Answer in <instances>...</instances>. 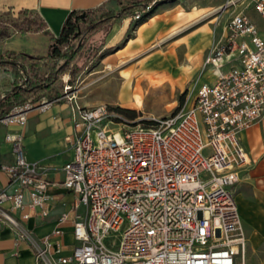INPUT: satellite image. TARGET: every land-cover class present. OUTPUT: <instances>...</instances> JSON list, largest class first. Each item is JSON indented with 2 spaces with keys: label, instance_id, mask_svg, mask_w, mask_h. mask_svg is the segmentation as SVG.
Returning <instances> with one entry per match:
<instances>
[{
  "label": "built area",
  "instance_id": "obj_1",
  "mask_svg": "<svg viewBox=\"0 0 264 264\" xmlns=\"http://www.w3.org/2000/svg\"><path fill=\"white\" fill-rule=\"evenodd\" d=\"M252 4L264 20V0ZM142 18L143 11L131 14L134 22ZM226 29L202 64L214 79L194 89L186 108L147 126L109 127L108 106L79 105L70 85L0 117L23 127L29 110L72 101L75 132L62 185L84 211L74 215L67 253L61 230L37 237L26 228L31 216L48 214V172L27 158L21 131L5 136L14 161L0 164L7 179L0 184V230L9 227L27 243L34 264H244L234 185L251 162L240 134L264 115V37L244 10L232 12Z\"/></svg>",
  "mask_w": 264,
  "mask_h": 264
},
{
  "label": "crops",
  "instance_id": "obj_2",
  "mask_svg": "<svg viewBox=\"0 0 264 264\" xmlns=\"http://www.w3.org/2000/svg\"><path fill=\"white\" fill-rule=\"evenodd\" d=\"M122 1L0 0V12L10 11L24 17L33 16L41 25L39 30L33 28L24 32L16 30L14 34L1 37L0 55L6 57L11 53L15 56V60L26 68L39 70L44 64L53 62L47 57L51 38L59 35L70 12L99 7L118 10ZM244 1L238 6H242ZM251 4L252 0H249L239 9L236 6L233 12L244 10L264 37V20L258 16ZM223 7L224 11L217 15L220 18V24L214 28V31L209 24H202L188 30L201 26L190 37L179 39L188 31L175 36L184 27ZM214 19L216 20V17ZM226 26L227 0L169 1L154 7L150 14L143 16L140 21H132L130 15L114 20L102 47L103 50L111 49L107 50L108 54L104 60L110 58L112 61L114 58H119L122 59L121 62L131 61L148 49H157L152 60L148 59V55L139 57L136 65H131L122 71L120 78L123 79L122 85L126 82L124 89L127 95L133 89L130 77L136 76L135 83L138 84L141 80L153 77L154 69H163L167 77H172L174 81L181 84L193 79L194 89H196L200 84L214 79L211 68L202 72V64L214 40H222L225 37ZM159 49L168 50L162 56ZM175 65L180 66L176 76ZM185 65H189L190 69H185ZM196 66L197 69H195ZM135 67H139V70H135ZM207 72L209 74L204 77ZM155 78L153 82L164 79L162 76ZM13 80L12 71L0 65V96L11 89ZM131 97L130 99L134 100V93ZM76 102L83 107L98 105L92 100L79 101L76 98ZM71 106L72 101L63 100L53 103L44 111L31 109L28 111L27 121L23 127L5 125L0 122V164H11L14 161L11 146L5 141V136L21 131L27 158L39 161L48 172L50 181L46 203L48 214L44 218L36 214L31 216L25 223L26 228L37 237L49 235L56 229L61 230L66 246L65 253L74 243L72 236L74 215L82 214L84 211L81 205L74 208V195L62 185L61 167L71 157L70 138L75 132ZM240 139L251 162L239 171L234 191L247 241L246 248L251 251H261L259 264H264V115L243 131ZM6 182L5 174L0 171V184L4 185ZM65 213L68 215L67 219L59 222L60 216ZM0 264H34V255L30 246L23 241H16L15 232L9 227L0 230Z\"/></svg>",
  "mask_w": 264,
  "mask_h": 264
},
{
  "label": "rangeland",
  "instance_id": "obj_3",
  "mask_svg": "<svg viewBox=\"0 0 264 264\" xmlns=\"http://www.w3.org/2000/svg\"><path fill=\"white\" fill-rule=\"evenodd\" d=\"M131 1L136 0H123L120 2L119 9ZM242 1L243 0H227V24L231 19L233 9L241 4ZM248 1L249 0H245L242 6L247 4ZM242 6H238L237 9ZM223 9L224 7L215 13L201 17L198 21L181 29L175 36L185 33L189 29L202 24H209L214 31V28L220 24V18L217 15L223 12ZM214 17H216V20ZM29 20L36 21L33 16L24 17L16 15L14 12L10 11L0 12V38L9 34H14L19 28L26 29V27L29 26L27 23ZM96 20V17H90L87 19L86 25H94ZM37 25L40 24L37 23ZM110 28L111 25H100L87 35L82 49L69 64L66 72L61 75L51 90L46 92L42 97L52 98L61 94L65 85H70L76 92L77 100H92L96 101L98 104H106L110 111V120L113 122L112 124H109V127L114 129L116 128V124H120L122 128H130L137 124L144 125L150 118H161L175 115L190 105L195 86L193 83L194 80L191 79L189 82L181 84L174 81L172 77H167V74L163 69H154L155 73L153 74V77L141 80L138 84L135 83V80L137 79L136 76L133 78L130 77V79H132L131 85L133 89L129 95L125 94L124 85L126 82L122 85L123 79L120 78L122 71L129 68L131 65H136L139 57L148 55V59L152 60L155 55L154 52L157 49H148L131 61L121 62L120 60L122 59L119 58H114L112 61L110 58L104 60L105 56L108 54L107 50H111L102 49L105 37L109 33ZM199 28L188 31L179 39L190 37L198 31ZM214 42L217 41L214 40ZM159 50L163 56L168 49ZM6 56H8L9 59H15V56L11 53ZM51 63L53 65V62L46 63L37 71H39L40 74L47 73L52 67ZM108 66H110V69H108ZM136 69L139 70V67H135V70ZM175 69L176 76L177 72L180 70V66L175 65ZM185 69H190V66L185 65ZM195 69H197V66ZM208 74L209 73L207 72L204 77ZM156 76H162L164 79L162 81L153 82V80L156 79ZM133 93L140 96V104H137L133 99H130ZM205 153H207V150H205ZM118 245V240H113L110 243L112 249H117ZM260 260L261 251H251V249L246 248L244 264H259Z\"/></svg>",
  "mask_w": 264,
  "mask_h": 264
},
{
  "label": "trees",
  "instance_id": "obj_4",
  "mask_svg": "<svg viewBox=\"0 0 264 264\" xmlns=\"http://www.w3.org/2000/svg\"><path fill=\"white\" fill-rule=\"evenodd\" d=\"M170 0H136L131 1L119 10H111L104 7L85 11H72L66 17L61 31L57 37L51 38L47 57L53 60V65L45 74L33 68H26L15 59L0 55V65L8 67L14 74L12 87L4 95L0 96V117L12 106L34 102L40 99L64 74L77 53L82 49L87 35L100 25H111L114 20L132 14L135 10L143 11V16L150 14L152 9L161 2ZM151 6L150 10H147ZM96 17L94 25H86L88 18ZM26 30L41 29L37 21L29 20ZM40 24V23H39ZM149 125V122L144 126Z\"/></svg>",
  "mask_w": 264,
  "mask_h": 264
},
{
  "label": "bare ground",
  "instance_id": "obj_5",
  "mask_svg": "<svg viewBox=\"0 0 264 264\" xmlns=\"http://www.w3.org/2000/svg\"><path fill=\"white\" fill-rule=\"evenodd\" d=\"M110 69V68H108ZM129 85V84H128ZM130 87V86H129ZM134 100L137 104H140L141 103V100H140V96L138 94H134Z\"/></svg>",
  "mask_w": 264,
  "mask_h": 264
},
{
  "label": "water",
  "instance_id": "obj_6",
  "mask_svg": "<svg viewBox=\"0 0 264 264\" xmlns=\"http://www.w3.org/2000/svg\"><path fill=\"white\" fill-rule=\"evenodd\" d=\"M170 1H174V0H170ZM163 3H166V2H165V1H163V2H161V3H159V4H163ZM159 4H158V5H159Z\"/></svg>",
  "mask_w": 264,
  "mask_h": 264
}]
</instances>
